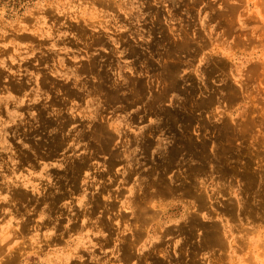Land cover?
<instances>
[{"label": "rangeland", "instance_id": "obj_1", "mask_svg": "<svg viewBox=\"0 0 264 264\" xmlns=\"http://www.w3.org/2000/svg\"><path fill=\"white\" fill-rule=\"evenodd\" d=\"M0 264H264V0H0Z\"/></svg>", "mask_w": 264, "mask_h": 264}]
</instances>
